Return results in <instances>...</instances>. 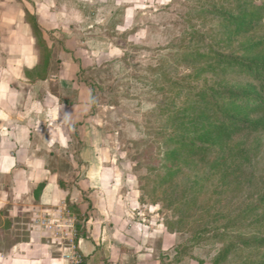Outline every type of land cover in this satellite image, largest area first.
<instances>
[{
	"label": "rangeland",
	"instance_id": "1",
	"mask_svg": "<svg viewBox=\"0 0 264 264\" xmlns=\"http://www.w3.org/2000/svg\"><path fill=\"white\" fill-rule=\"evenodd\" d=\"M3 1L22 2L31 15L36 14L31 1H58L60 12L65 14L61 15L59 30L50 33L43 30V37H49L55 57L67 58L64 51H71L73 54L68 58L85 69L81 75L91 84L94 94L89 125L81 126H89L92 131L93 151L98 150L104 173L118 176V181L112 180L102 193L92 191L89 197L98 206H104L107 201L104 191L117 188L119 198L112 201L119 204V212L138 199V208L131 213L132 222L155 228L164 224L174 232L175 245L168 252H159L157 240L156 245L146 248L152 249L158 264H213L224 244L213 239V232L203 238L200 232L219 228L223 233L226 225L236 220L247 204L259 201L264 192V114L239 107L238 118L252 128L238 134L229 127L223 130L227 136L217 135L214 119L201 117L197 108L186 111L190 104L186 97L220 82L207 75L205 80L175 82L191 75L192 70L179 64V55L175 56L173 51L178 50L180 55L209 47L238 51L244 43H254L249 40H264V0ZM235 1L253 3L255 17L261 19L253 35L229 32L230 27L221 24L217 16H206L211 3L217 5L215 8L220 5L232 8ZM196 32L203 38H196ZM158 68L169 74L168 81L163 82L160 77L156 82L157 73L153 72ZM55 69L58 68H50ZM233 78L227 77L223 85L240 91L254 89L253 82ZM158 83L165 91L151 86ZM61 95L64 100L76 98L74 92ZM225 105L226 109L232 107L230 100ZM186 112L197 115V121L188 123ZM195 138L206 153L175 143L176 140L191 143ZM221 142L226 144L223 146ZM75 152L69 153L71 157ZM167 153L174 156L167 160ZM69 154L63 155L61 151L60 159L64 161L63 156ZM59 168L64 170L65 165L60 164ZM4 182L9 184L8 179ZM262 211L257 210L256 215ZM2 216L3 212L0 213L3 227ZM4 230L0 229V247L7 250L16 235ZM236 250L224 264H241L252 251ZM136 251H132L128 264H135ZM143 251L145 248L140 254ZM251 258L256 260L259 255Z\"/></svg>",
	"mask_w": 264,
	"mask_h": 264
},
{
	"label": "crops",
	"instance_id": "2",
	"mask_svg": "<svg viewBox=\"0 0 264 264\" xmlns=\"http://www.w3.org/2000/svg\"><path fill=\"white\" fill-rule=\"evenodd\" d=\"M31 4L45 33L59 30L58 1ZM24 6L0 0V229L16 235L9 249L0 247V264H128L135 250V264H158L146 248L157 240L166 253L175 245L164 224L132 222L139 201L119 212L117 188L104 191V206L89 197L118 181L104 173L92 131L81 126L91 119L92 90L79 82L73 52L49 61L53 45L47 35L46 47L39 45ZM51 66L58 69L50 78ZM71 92L76 98L65 104L61 93ZM61 151L69 154L64 161Z\"/></svg>",
	"mask_w": 264,
	"mask_h": 264
},
{
	"label": "trees",
	"instance_id": "3",
	"mask_svg": "<svg viewBox=\"0 0 264 264\" xmlns=\"http://www.w3.org/2000/svg\"><path fill=\"white\" fill-rule=\"evenodd\" d=\"M215 7H217V5H215ZM215 7L211 3L207 9L208 11H205L206 13H209L206 16H217L219 21H221V24L230 27L228 29L229 32L238 35H243L245 33L253 35L258 29L256 23L261 19H256V9L253 6V3L237 4L235 1L232 8L225 5H220L218 8ZM246 8L247 11L244 12ZM234 11L235 13L233 14ZM198 14L199 11L197 12V16ZM258 14L260 15L261 13L258 11ZM26 16L27 22L31 26L39 45H41V47H46V43L43 39V28L39 24L37 14L31 15V13L26 10ZM194 36L196 38H203L200 37L201 35L199 32L194 33ZM249 41L254 43L249 45L244 43V46H241L238 51H219L213 47H209L203 51L193 50L185 52L182 55L178 53V50L173 51V53L176 54L175 56L179 55L177 56L181 60L179 64H184L186 68L192 70L191 75H188L183 80H175V82L189 83L192 80H205L206 75L211 76L212 79H216L220 82L218 85L215 83L214 86L208 88L203 87L194 96L189 94L188 97H186V101L190 103L186 108V111H194L197 108L201 111V117L206 116L210 119H214L217 122L214 124L215 130H217V135L227 136L223 130L229 127L232 129V132L237 133L238 131L240 132L252 128V126H248L246 122L242 123L243 121L238 118L237 114L239 111L236 109H239V107H242V109L250 108L253 109V111H258L259 113L264 114V40ZM221 42H223V40ZM52 55L53 53L49 51L47 55L48 59L50 57L52 58ZM50 60L51 59H49V61ZM55 60L61 64L58 59ZM49 61L47 63H49ZM77 64L80 66V72L78 74L79 82L90 87L93 96L94 92L91 84L84 80L81 75V73L84 74L85 69L79 62H77ZM56 71L57 69L46 70V74L49 76L52 72ZM154 71L155 72L153 73H157L155 79L156 82L160 80V77H162L163 82L169 80L167 77L169 74L165 73L163 68H158ZM229 76L234 77L233 79L239 78L253 82L254 89L240 91L225 87L223 82ZM175 82L173 83L176 84ZM151 86L158 90L165 91V89H161V84L159 85V83ZM227 100H230V103L232 104L230 109H226L225 103ZM63 101L65 104H73V101ZM184 117L188 120V123L197 121V115L192 116L188 112L185 113ZM239 123L241 126L238 125ZM197 139L198 138L193 139L191 143H188L185 140H176L175 143L179 142V145L187 147L191 151L201 149V152L206 153L205 148L196 143ZM221 143L223 146L226 144L225 142ZM172 156H174V153H167V160ZM170 175L173 176L174 173ZM38 189L42 190L43 185L38 187ZM259 209H262L263 211L261 215H256V211ZM219 230V228L213 231L202 230L199 235L203 238L205 234L213 232V239L217 238L218 242L224 244L223 249H221L216 256L213 264H224L228 255L233 252L234 249H237L236 252L238 253L252 250L247 254L245 259L240 261L241 264H264V192L259 195V201L247 204L239 213L237 219L235 220L234 218L228 225H226V228L223 229V233H220ZM171 233L175 234L174 232ZM258 255L259 258L256 260L251 258L257 257Z\"/></svg>",
	"mask_w": 264,
	"mask_h": 264
},
{
	"label": "built area",
	"instance_id": "4",
	"mask_svg": "<svg viewBox=\"0 0 264 264\" xmlns=\"http://www.w3.org/2000/svg\"><path fill=\"white\" fill-rule=\"evenodd\" d=\"M82 261L80 260V258L77 259V263L80 264Z\"/></svg>",
	"mask_w": 264,
	"mask_h": 264
}]
</instances>
